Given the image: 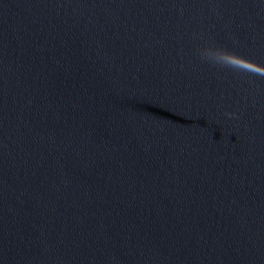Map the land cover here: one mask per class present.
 <instances>
[{
	"label": "water",
	"instance_id": "95a60500",
	"mask_svg": "<svg viewBox=\"0 0 264 264\" xmlns=\"http://www.w3.org/2000/svg\"><path fill=\"white\" fill-rule=\"evenodd\" d=\"M0 264H264V0H0Z\"/></svg>",
	"mask_w": 264,
	"mask_h": 264
}]
</instances>
